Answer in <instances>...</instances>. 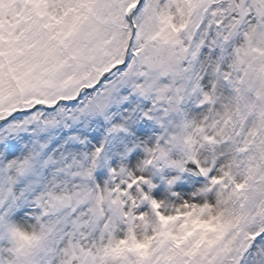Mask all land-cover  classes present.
I'll return each instance as SVG.
<instances>
[{"label":"snow or ice","instance_id":"6c2138e0","mask_svg":"<svg viewBox=\"0 0 264 264\" xmlns=\"http://www.w3.org/2000/svg\"><path fill=\"white\" fill-rule=\"evenodd\" d=\"M0 264H264V0H0Z\"/></svg>","mask_w":264,"mask_h":264}]
</instances>
